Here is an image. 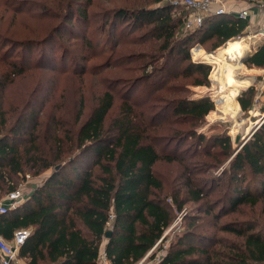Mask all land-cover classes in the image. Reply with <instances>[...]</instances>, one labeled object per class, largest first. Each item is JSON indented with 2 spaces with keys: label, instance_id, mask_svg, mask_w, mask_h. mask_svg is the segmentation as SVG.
Listing matches in <instances>:
<instances>
[{
  "label": "trees",
  "instance_id": "1",
  "mask_svg": "<svg viewBox=\"0 0 264 264\" xmlns=\"http://www.w3.org/2000/svg\"><path fill=\"white\" fill-rule=\"evenodd\" d=\"M147 1L155 6L117 7L101 16L102 32L109 28L108 34L117 37L109 41L107 68L122 77L109 81L87 115L83 91L72 105L54 98L57 76L85 78V69L67 71L69 60L59 63L57 50L66 34L85 38L93 0H59L49 13L55 25L48 36L20 38L9 36L14 31H0V198L17 189L23 174L52 170L21 205L0 213V233L7 240L20 228L31 229L19 251L25 264H100L103 252L110 264H138L147 256L146 264H264V115L257 117L261 125L251 137L238 142L226 119L207 122L204 117L215 103L193 96L191 89L210 86L212 69L193 59L192 42L200 37L212 50L224 44L219 53L200 57L203 50L196 46L193 54L214 64L213 78L220 73L232 78L228 85L237 91L238 116L250 110L259 89L235 76L250 52L236 39L249 21L212 13L190 30L185 28L189 9L179 11L173 0ZM15 10L14 16L26 12ZM120 23L141 27V33L122 40ZM247 60L264 68V39ZM133 63L121 72L137 70L139 75L120 74L122 66ZM33 72L42 75L40 87L24 102H8V87ZM40 88L46 90L41 101ZM198 121L212 135L198 132ZM230 134L238 147L246 141L240 150L225 136ZM92 153L88 168L82 160ZM160 161L178 167L168 189L156 169ZM73 166L75 175L67 176ZM189 204L193 208L184 216L185 228L169 240L173 206L182 211ZM246 209L247 218L236 216ZM227 215L232 217L223 221Z\"/></svg>",
  "mask_w": 264,
  "mask_h": 264
},
{
  "label": "rangeland",
  "instance_id": "2",
  "mask_svg": "<svg viewBox=\"0 0 264 264\" xmlns=\"http://www.w3.org/2000/svg\"><path fill=\"white\" fill-rule=\"evenodd\" d=\"M170 0H167L169 2ZM59 0H0V31H14L15 35H9L13 37H26V36H34L38 38L39 36L44 35L48 36L50 32H52L51 28L53 25H55L54 21L55 19L51 18L49 13L54 11V6L58 5ZM173 2V1H172ZM151 3V2H149ZM143 4H148L147 0H93V4L88 7V13L91 15V19L88 23L84 24V35L85 38H78L75 36H72L71 34H66L62 36L63 45L58 47L57 50V57L59 63H62V61L69 60V64L67 65V71H72L75 66L79 68V70L85 69V74L83 77L84 79H81V76H74L71 73V76L73 77H67L63 78L60 76H57L58 78V93L57 97L54 98L57 104H67L72 105L75 103V100L79 96L80 90L84 92L85 95V102L86 104V115L90 113L91 108L95 105L97 102L98 96L103 93L107 88L106 85L109 83V81H115V78L122 77L121 75L115 73L116 69L113 68H107V57L111 54L109 41L115 40L117 37H114L112 35H109V28H107V32L104 34L100 27H102V21L100 20L101 16L106 11V13L109 12L111 9H115L117 7H126L129 9H135L142 7ZM6 5L10 7V9L6 8ZM150 6H155L154 3L148 4ZM178 6H181V9H178L179 11H184L187 13V7L179 2ZM56 7V6H55ZM24 9L26 12H23L22 14H19L17 16H14L16 9ZM29 10V11H28ZM46 15V16H45ZM131 24L126 23H120L117 27V33L122 36V40L125 38H133L137 37L136 35H139L141 33V27H130ZM186 28V27H185ZM186 30V29H185ZM184 30V31H185ZM183 32V29H182ZM182 32L178 33L180 36ZM103 33L104 35L102 36ZM253 32L249 33L248 35L245 34L243 37H238L236 39H241L243 42L248 44L250 48L249 54L244 57L243 59H248L251 54L254 51V45L250 42L253 41ZM101 38L104 40L101 41ZM261 38V37H259ZM91 39L92 44H90L88 41ZM264 38H261L258 41L263 40ZM202 44L203 52H201L200 57L205 53H219V49L224 46V44L220 47H218L215 50L211 49V45L206 44L202 38L198 37L194 42H192V45L190 46V52L193 57V46L197 43ZM228 42V41H227ZM226 42V43H227ZM67 47L68 50L62 49V47ZM12 47V46H11ZM128 50L136 49L137 51L140 48H137V46H130L125 47ZM3 51L0 53V58L4 59L2 55ZM36 53L34 54V58L36 57ZM199 55V54H198ZM12 57V56H11ZM194 60L200 59L198 56L193 57ZM242 62L244 68H240L236 71L235 76L238 79H249L250 82H252V85H255L258 90L256 97H254V103L250 110L243 111L240 116H238L234 101L235 96L237 94V91L234 89V87L229 86V80L231 79L222 78L221 73L219 76L216 75L215 78H213L212 74L214 71V64L209 63L211 65V72H210V86H192L191 89L193 91V96L195 97H204L208 96L211 98L215 103V109L212 111H218L214 117L210 116L209 114L207 116L205 115L204 118H207V122L211 120H216L215 118H221L226 119L234 128L233 134L236 136V139L238 142H242L245 140L250 134H253L254 130H256L259 126L256 121L257 117L264 115V71H259L257 69L256 65H251L248 63V60ZM62 60V61H61ZM226 63L228 64H234L233 60H228ZM61 65V64H60ZM137 63L133 64H126L122 66L123 68L119 69L120 74L123 73L125 77H131V75H139V71L129 72V71H123V69H126V67H135ZM263 68V67H262ZM128 72V73H126ZM231 76V75H230ZM44 77H49V75H45ZM232 77V76H231ZM42 78V75L39 72H33L25 76H21L17 78L13 84H11L8 87L7 90V96H8V102H14V103H21L27 100L30 96H32V92L34 89L37 88V86L40 87L39 82ZM228 80V81H227ZM227 83V85H224ZM50 84H53V79L49 81V85L46 90H48ZM57 84V85H58ZM234 85V84H233ZM61 86V87H60ZM117 89L121 90L123 92V88L121 86H118ZM41 90V88L36 92V94H42L39 98L41 101V97L44 96V93L46 92ZM45 98V96H44ZM43 98V99H44ZM19 102V103H18ZM121 103V100L116 101V104L119 106ZM196 130L198 132L212 135L211 133H208L205 128H201L199 125V121L197 122L195 126ZM253 132V133H252ZM233 146L235 150H237L238 144L236 143L234 137L230 135ZM251 137V136H250ZM248 137V139L250 138ZM247 140V139H246ZM245 142V141H244ZM95 153L87 155L82 162H84V166L90 168L93 165V161L95 159ZM76 166L70 167L67 170V176H74L73 169H75ZM156 169L158 173L164 178L166 182V189H168L171 186V182L173 180V177H175V173L178 171V167L175 164H169L164 161H160L156 165ZM52 170L45 171L41 173L38 176H35L32 174V172H27V174H23L20 176V179L16 182V188H22L25 191V198H29L30 193L33 191L34 187L36 185H40L43 183V181L51 174ZM170 201V200H169ZM171 202V201H170ZM264 208V205L262 206ZM193 206L191 204L184 207L182 211H178L174 206V212H175V219L171 226L167 229L166 234L169 235V240L173 237L175 232H181L186 226L184 216L187 215L188 212L191 211ZM249 210L246 209L245 212L240 213L236 215L237 217H245L247 218L249 216ZM260 207L257 209V213L260 214ZM248 212V213H247ZM245 213V214H244ZM235 216V217H236ZM231 215H227L223 217V221L231 218ZM264 217V216H263ZM210 222V221H209ZM213 224V221H211ZM210 223V225H211ZM168 240V241H169ZM106 242V240H105ZM104 242V243H105ZM168 244H165L164 248L159 250L156 253L155 262H157V259L162 257L165 254V248L168 247ZM104 248V246H103ZM153 251V250H152ZM151 251V252H152ZM150 252V253H151ZM149 253V254H150ZM148 254V255H149ZM148 257V256H147ZM147 257H145L142 261H140L138 264H144L145 261L147 262ZM154 261H150L149 263H153ZM100 264H110L109 261L106 258H101ZM146 264V263H145Z\"/></svg>",
  "mask_w": 264,
  "mask_h": 264
},
{
  "label": "built area",
  "instance_id": "3",
  "mask_svg": "<svg viewBox=\"0 0 264 264\" xmlns=\"http://www.w3.org/2000/svg\"><path fill=\"white\" fill-rule=\"evenodd\" d=\"M180 1L191 11L185 23V27L190 30L202 25L206 16L212 13L224 14L226 12L222 6V0H173V3L178 5ZM256 6L260 9L261 15L264 17V1L258 2ZM238 15L243 19H247L249 11L242 10ZM259 36L264 38V29L259 32ZM196 46L200 49L203 47L200 42L194 45L193 48H196ZM193 57H195L194 54ZM24 198V189H15L4 197L3 200L5 203L0 205V212L4 213L9 209L16 208L23 203ZM30 234V228H20L14 232L13 239L9 241L0 233V264H21L19 251ZM101 258H106V255L103 254Z\"/></svg>",
  "mask_w": 264,
  "mask_h": 264
},
{
  "label": "crops",
  "instance_id": "4",
  "mask_svg": "<svg viewBox=\"0 0 264 264\" xmlns=\"http://www.w3.org/2000/svg\"><path fill=\"white\" fill-rule=\"evenodd\" d=\"M223 1V7L225 8V14L239 17V12L242 10H248L249 15L247 17V20L249 21V25L251 26L252 29V36H253V41L250 42L254 46V50L256 47V44L259 38V32L264 29V17L261 15L260 9L256 6L258 2L263 1V0H222ZM245 36V35H244ZM243 37V36H242ZM254 52V51H253ZM259 69V71H264V68L262 67H256ZM5 196L0 198V205L2 203H5L3 200ZM4 201V202H3ZM1 213V212H0ZM104 252L102 253V255ZM102 257V256H101ZM21 264H25L24 260L20 259Z\"/></svg>",
  "mask_w": 264,
  "mask_h": 264
},
{
  "label": "water",
  "instance_id": "5",
  "mask_svg": "<svg viewBox=\"0 0 264 264\" xmlns=\"http://www.w3.org/2000/svg\"><path fill=\"white\" fill-rule=\"evenodd\" d=\"M252 32V29H251V26L250 25H248L245 29H244V31H243V35H248L249 33H251ZM247 59V58H246ZM246 59H243L242 60V62H244V61H246ZM198 62H204V63H210V62H208L207 60H205V59H198ZM264 122V120L261 122V124ZM260 124V125H261ZM248 140V139H247ZM246 140V141H247ZM245 141V142H246ZM244 142V143H245ZM243 143V144H244ZM243 144L236 150V151H238V150H240V148L243 146ZM57 168H59V166L57 167ZM110 235V232H107V236H109Z\"/></svg>",
  "mask_w": 264,
  "mask_h": 264
}]
</instances>
